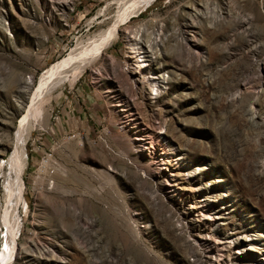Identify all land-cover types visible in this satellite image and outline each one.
I'll return each mask as SVG.
<instances>
[{
	"label": "rangeland",
	"instance_id": "374dc122",
	"mask_svg": "<svg viewBox=\"0 0 264 264\" xmlns=\"http://www.w3.org/2000/svg\"><path fill=\"white\" fill-rule=\"evenodd\" d=\"M138 1L0 0V264H264V0Z\"/></svg>",
	"mask_w": 264,
	"mask_h": 264
},
{
	"label": "bare ground",
	"instance_id": "6f19581e",
	"mask_svg": "<svg viewBox=\"0 0 264 264\" xmlns=\"http://www.w3.org/2000/svg\"><path fill=\"white\" fill-rule=\"evenodd\" d=\"M64 2V1H63ZM145 2H148V0H139L138 1V3H137V5L135 6L136 8V10H138L137 8H139V7H141V6H143V4L145 3ZM64 4V3H63ZM205 4V3H204ZM65 5V4H64ZM147 5V4H146ZM199 6V5H198ZM200 7V6H199ZM194 8H196L195 9V14H196V16H199V17H201V18H203V17H206L207 18V14H205L204 12H203V10H202V8L200 9V8H198V7H194ZM207 9V8H206ZM136 10H133V13H137L138 11H136ZM118 23L117 24H114V27L113 28H111L110 30H109V32H108V34L106 35V37H105V39H104V37H103V39L104 40H107V39H109V37H110V34H112V32H114V31H112V30H115L116 29V27H118ZM190 26V25H189ZM192 26V25H191ZM148 35V34H147ZM147 35H145V33H142L141 34V36H138V40H136V45H143V47L145 48V51H144V56H143V58H145V62L148 64V67L149 68H152L153 66V61H154V59L155 58H153L156 54H154V50H153V46L154 45H156V44H152L149 40H148V36ZM107 42V41H106ZM104 43H105V41H104ZM105 45V44H104ZM103 45V46H104ZM250 46V45H249ZM149 53H151V55H149ZM153 56V57H152ZM161 72V74L160 75H157V80H158V82L159 83H157V84H154V85H156V87H160V85L159 84H162L163 85V83L164 84H166V81H165V76H164V72H166V71H164V70H162V71H160ZM245 83H247V82H245ZM163 87V86H162ZM252 88H254V85H252ZM27 94V93H26ZM41 104H42V102H41ZM34 106V105H33ZM32 106V107H33ZM31 109H33V108H31ZM31 109H30V111H29V113L25 116V119H24V121H23V123L21 124V126H20V130H19V133H18V137H17V139L19 140V143H20V140L22 139V138H24V135L28 132V130H29V125H28V120L30 119V114H31ZM33 111H34V109H33ZM33 113V112H32ZM15 143V142H14ZM4 144H2V146H3ZM22 145V144H21ZM21 149V148H20ZM20 149L19 148H17L16 150H15V152H14V156H13V160H12V166H13V170H14V174H15V176H13L14 178L13 179H11V181H10V183H9V187H8V193H7V202H8V209L10 210L9 211V215H8V218H9V221H10V233L12 234V235H14L15 234V231L17 230V220L14 218V214H15V212H16V210H17V204H18V198H19V196H20V191H19V174H18V172L17 171H15V169H16V167L15 166H17V164L19 163V157H20ZM22 154V153H21ZM11 166V167H12ZM19 176V177H18ZM14 231V232H13ZM11 235V236H12ZM9 252V251H8ZM9 254V253H8ZM8 257V256H7ZM264 262V261H263ZM3 263V262H2Z\"/></svg>",
	"mask_w": 264,
	"mask_h": 264
}]
</instances>
